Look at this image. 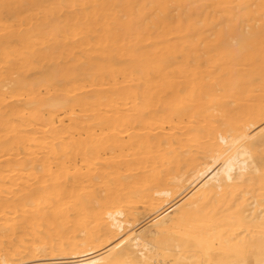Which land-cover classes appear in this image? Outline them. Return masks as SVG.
<instances>
[{"label":"bare ground","instance_id":"1","mask_svg":"<svg viewBox=\"0 0 264 264\" xmlns=\"http://www.w3.org/2000/svg\"><path fill=\"white\" fill-rule=\"evenodd\" d=\"M61 2L0 0V264H264V0Z\"/></svg>","mask_w":264,"mask_h":264},{"label":"rangeland","instance_id":"2","mask_svg":"<svg viewBox=\"0 0 264 264\" xmlns=\"http://www.w3.org/2000/svg\"><path fill=\"white\" fill-rule=\"evenodd\" d=\"M59 1H62L61 3L64 2V0H59ZM2 21H4L3 24H4V29L6 28L5 31L8 30L9 29L8 26L13 23L12 22V18L6 16L5 14H3ZM1 28L3 29V26ZM49 46L50 45L45 44V48H44L45 50L42 49L45 59L43 58V60H41L40 64H39L38 60L33 62V64H32L33 67H31L25 73L27 77H30V76H33V75H39V74L43 73L46 70V67L49 66L53 61H57L60 65L63 64V62L60 61V60L62 58H65V52L62 49L61 50H57V51L55 49H50ZM19 48L20 47L15 46V49H19ZM34 63H36L37 65H35ZM258 65H259V63H258ZM229 99L230 98H228V100L226 102L229 103V105H234L235 104L234 101L232 99H230V100ZM232 111L236 112V109L235 110L232 109ZM262 152H263L262 154L264 155V151H262Z\"/></svg>","mask_w":264,"mask_h":264}]
</instances>
